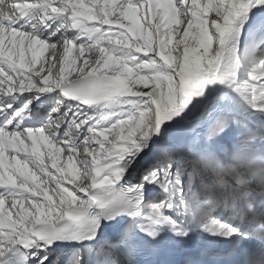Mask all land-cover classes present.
I'll list each match as a JSON object with an SVG mask.
<instances>
[{
  "label": "snow or ice",
  "instance_id": "1",
  "mask_svg": "<svg viewBox=\"0 0 264 264\" xmlns=\"http://www.w3.org/2000/svg\"><path fill=\"white\" fill-rule=\"evenodd\" d=\"M258 6L0 0V264H48L56 242L79 245L66 264H84L85 248L94 264H168L180 249L163 237L193 233L234 241L199 249L215 264H264V119L252 118H264V43L239 54ZM28 15L48 36L17 26ZM52 91L45 122L21 127ZM25 93L36 95L14 106ZM66 100L76 103L61 111ZM150 145L154 162L129 185ZM149 185L159 200L146 201ZM120 216L128 222L102 237Z\"/></svg>",
  "mask_w": 264,
  "mask_h": 264
},
{
  "label": "bare ground",
  "instance_id": "2",
  "mask_svg": "<svg viewBox=\"0 0 264 264\" xmlns=\"http://www.w3.org/2000/svg\"><path fill=\"white\" fill-rule=\"evenodd\" d=\"M253 12H254V9L250 13V19L253 16ZM263 22H264V20H263ZM17 26L18 27L19 26H23L26 30H31L32 27L35 26L37 29L42 30L43 36H48V34L52 31L51 28H47L45 30L43 24H39V23H37V21L32 20L31 15H28V16H25V17L21 18L18 21ZM54 26L55 25H53V27ZM244 31L245 30H243V32ZM71 33L72 32H69V34H71ZM58 35L59 34H57L54 39H57ZM51 39H53V37H51ZM30 94L31 93H25L23 96H21L15 102L14 106L18 107V106L22 105L25 101H27L29 99ZM213 94H216V93L213 92ZM56 95H57V91H52V92L46 93L44 98L52 99ZM74 104H75V102L66 100L61 107H69V105H74ZM97 108H100V107L97 106ZM26 111H27L28 115L24 117V119L22 121V124H21V127H25V126H40V125H42L44 123L43 121L45 120V111L42 110V103L38 104V103H35V102L32 101V103L29 106V109H27ZM254 117H255V115L252 118L254 119ZM262 119H264V118L258 119L256 121V123L260 122ZM234 134L235 133L233 132L228 137L231 138L232 136H234ZM157 142H159V137H153V143L155 144ZM151 157H153V159H150ZM143 159H147L148 161L142 163L141 165L134 166V168L128 172V174L126 176V182L129 185L139 182L142 173L145 171V167H143L144 164H152L154 162L155 153H154L153 145H151V147L148 148V150L145 153ZM147 188H148V191L146 193V201L152 199V197H151L152 195L150 193V185L147 186ZM145 211H147V209H145ZM128 219L129 218L126 217V216L117 217L116 222L111 223L108 227L105 228L104 232L102 233V235H103L102 237L111 236L112 233L115 231V227L114 226L118 227L119 225H121L123 223H127ZM194 235H197V234L193 233L192 238H191L190 241H186V242H183V243H180V244L174 243V241H175L174 237H171L170 235H166L165 237H163L164 246L165 247H172V248L173 247L174 248H178L180 245H186V244L189 245V246H192V245H194ZM225 242H226V244L228 246H231V243H234V241H225ZM66 254H69V253L67 252ZM62 256H64V254ZM175 256H176V259H177L175 261V264H180V262H181V259H179V258H181L180 254L178 253ZM82 257H83L84 261H86L88 259L89 263L92 262V260H95L94 253H90L86 248L82 250ZM59 262H60V260H59Z\"/></svg>",
  "mask_w": 264,
  "mask_h": 264
},
{
  "label": "rangeland",
  "instance_id": "3",
  "mask_svg": "<svg viewBox=\"0 0 264 264\" xmlns=\"http://www.w3.org/2000/svg\"><path fill=\"white\" fill-rule=\"evenodd\" d=\"M263 20H264V7L258 6L257 8H254L253 16L248 22H246V24L244 26L245 31L242 33V35L240 37V53L239 54H240L242 60H244L245 57L251 52V47H249L246 51L245 45L249 44L253 40L264 43V40H262V37H264V22H263ZM72 35H74L73 32L71 34H69V36H72ZM52 37L54 39L56 36H52ZM54 40H56V39H54ZM33 95H36V94L31 93L29 96V99ZM44 96H45V93L39 94L38 99H34L32 101L35 103H38V104L42 103V110L45 111V120H46L49 113L51 112V109L53 107H55L57 104V95L55 97H53L52 99H46V98H44ZM65 108H67V107H61V111H63ZM88 110L92 111V109H88ZM97 111H104V109L103 108H97ZM52 115H55V113H52ZM260 118H262V117L257 114L254 117L255 120L254 119L253 120H254V122H256ZM45 120L43 122H45ZM233 132L234 131H229L228 133H226V136L228 137ZM150 147H151V145H150ZM147 150L148 149H146L143 153L140 154L139 157H137V162L134 166L141 165L142 163L148 161L147 159H143ZM150 159H153V157H151ZM150 165L151 164H144L143 167H145V170H146ZM134 166H133V168H134ZM133 168L129 169V171L132 170ZM158 192H159L158 189H156L154 186L150 185V193L152 195L151 196L152 198L154 196L155 199L159 200L161 198V196L156 194ZM246 225H247V218H246L244 226H246ZM83 261H84V259H83ZM84 264H87V263L84 261Z\"/></svg>",
  "mask_w": 264,
  "mask_h": 264
}]
</instances>
